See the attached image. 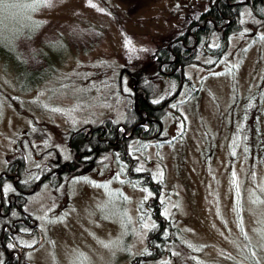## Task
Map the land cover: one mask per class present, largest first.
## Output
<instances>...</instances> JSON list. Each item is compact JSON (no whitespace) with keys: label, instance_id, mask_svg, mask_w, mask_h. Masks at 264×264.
Wrapping results in <instances>:
<instances>
[{"label":"rangeland","instance_id":"obj_1","mask_svg":"<svg viewBox=\"0 0 264 264\" xmlns=\"http://www.w3.org/2000/svg\"><path fill=\"white\" fill-rule=\"evenodd\" d=\"M21 2L3 19L34 31L17 40V52L27 72L45 75L28 88L12 65L0 68V176L23 161L22 177L0 185V264L17 255L20 264L138 263L154 199L181 243L140 264H250L254 255L264 264V9L242 6L226 40L215 26L190 44L195 62L173 68L180 83L159 71L157 55L191 33L187 25L214 0H38L34 15V4ZM137 79L153 103L168 99L150 139H133L124 125L131 98L142 95ZM109 122L157 192L129 177L114 150L33 187L51 165L72 161L71 130ZM18 180L30 185L22 210L33 226L19 234L1 223Z\"/></svg>","mask_w":264,"mask_h":264},{"label":"trees","instance_id":"obj_2","mask_svg":"<svg viewBox=\"0 0 264 264\" xmlns=\"http://www.w3.org/2000/svg\"><path fill=\"white\" fill-rule=\"evenodd\" d=\"M21 1L22 0H0V68L1 70H3L2 73L4 74L5 69L8 66L12 65L15 72L14 81L26 84L28 88H31L32 86L43 82L45 74L44 72L37 73L26 71L22 56L19 52H17L16 42L18 39L23 38L24 34L30 36L34 33V31L28 32L26 30L23 31L22 29H10V26L5 25L8 22L3 19L4 17L10 20L7 15L8 12L12 11L14 8L17 7L19 10H21V8L19 7V4L22 3ZM101 1L105 2V0ZM230 1L235 2L237 0ZM23 2L27 4V9L30 8V5L34 4L33 9L29 11L31 15H34L35 9L39 4L38 0H23ZM210 7L211 8L209 10H205L204 13H202L198 17V23L197 21L193 20L187 25L186 29H190L191 33H187V31H185L184 33H182V35L176 37L171 42L169 47L160 50L157 55V65L159 66V68H161V70H159L161 73L165 74V72H170V77L174 79L178 78L179 81L180 72H173L174 66L186 65V63H188L191 58L192 62H195L194 50L188 49L190 44L192 46H195L194 41L198 42L203 37V35L208 34L210 31L214 30L215 26L220 29H226L224 32L225 37L223 36L222 40H226V37H228L229 33L233 31L232 29H234V27H238L237 21L239 17V10L241 9L239 5L230 7L226 5L225 0H214ZM209 18L211 19V21H206ZM38 23L39 21H36L35 29H37ZM228 23H230L229 26ZM199 25H205V27L202 29L199 27ZM192 32L194 33V37L192 35ZM137 82L138 83H135V89L141 90L142 95L135 99L131 98V107L129 108V111L127 113V121H125L124 125L127 131H129V133H132L133 139H150L158 133L160 120L163 116V105L168 101V99L163 101L161 104L153 103L151 101L152 96L150 94L151 90L149 84H142L139 80ZM173 96H175V94H173L172 97ZM6 97L8 98V96ZM11 103L13 106L16 104L14 101H11ZM142 118L144 119L142 120ZM103 128L104 130H102ZM97 129L99 130L96 131ZM115 129L116 126L110 124L109 122L107 124H101V126L99 125L97 128L94 127V130L92 132H88L83 129H78L76 131L71 130L70 134L67 137L66 143L69 144V147L71 148L70 151L73 153L74 157L78 158V156H80L82 158V161H84V165L86 167H88V165L86 164L89 163V160L95 159L94 157H98L104 154L105 151L114 150L115 152H117V154H119V158L127 163L129 167L128 170H130V172L132 173H129V177H139L141 179V183L144 186H147L148 188L152 189V191L157 192V187L154 185L153 180L147 174H144V172L136 173L135 165L132 164L130 160L131 158L128 156L127 144L129 140H126L122 133H116ZM250 129L252 130V128ZM103 131L104 134L103 136H100L99 140L98 135H100V133H102ZM115 134H117V141L115 138ZM108 142H111V144ZM21 159L22 158H16L14 161H12V163H10V165L6 169L5 174L0 176V185H3L4 181L10 179L11 174L13 173L17 174L19 177H22L23 161ZM14 167L17 168L14 169ZM55 167H60V165H51L47 172L41 174L38 178L39 184H36L38 182L37 181L33 187H38V185H43L44 183L53 185V181L56 178H61L64 173L51 174ZM65 174L69 173L65 172ZM46 175L48 176L46 177ZM15 184L18 189L23 191L27 190L30 187V185L28 186L19 180ZM12 188L13 190H15L14 186H12ZM154 200L148 203L150 209L149 212L151 213V217L154 220V226L149 230L147 234L149 240L148 247L141 254V256L137 257L136 260H138V263L136 261V263L131 264H140V262L143 263V261H153L157 259L168 246L172 244L179 245L181 243L179 237L177 236V229L175 227H172L171 223L167 219L162 217L159 206L155 203L156 199ZM24 201L25 198L23 195L20 197L17 196L16 205H12L11 210H15V212L18 214L17 217L22 218L27 223H29V221L31 220L30 217L27 219L23 215L22 206L24 204ZM4 211L6 213L8 210L4 208ZM17 217L12 218L10 216L9 218V215L4 216V218L2 217L3 221L1 223L2 225H6V227L10 228L11 231H16L19 234L21 229L24 228L25 225L21 222L15 223L13 225L12 222ZM9 232V230H4L2 233V237L5 241H7L10 236ZM2 246L5 251L8 250V246L5 243ZM16 260L17 258L14 259L11 257H6L4 264H16ZM257 260L258 259L256 258V255H254L253 258L248 261V263L258 264L260 261L258 260V262Z\"/></svg>","mask_w":264,"mask_h":264},{"label":"flooded vegetation","instance_id":"obj_3","mask_svg":"<svg viewBox=\"0 0 264 264\" xmlns=\"http://www.w3.org/2000/svg\"><path fill=\"white\" fill-rule=\"evenodd\" d=\"M225 3H226L227 6H230V7H233L235 5H239L241 8H242V6H247L252 11V13L253 12L256 13V14L253 13L254 15H257V11L258 10H261V9L263 10L264 9V0H237L235 2H232L230 0H225ZM210 8L211 7H209L208 10ZM239 13H240V10H239ZM206 21H211V19L209 18ZM199 27L203 29L205 27V25H199ZM180 75H182V74L180 73ZM179 77H180L179 78V82L181 83L182 82L181 76H179ZM145 119H146V117H145ZM98 130L99 129H97L96 131H98ZM102 130H104V128ZM103 134H104V131L102 133H100V135H98L99 140H100V136H103ZM131 136H132V133H131ZM115 138H116V141H117V134H115ZM108 143L111 144V142H108ZM72 157H73L72 158V161L67 165V168L66 169L65 168L60 169L59 167H55L54 170L51 172V174H53V173H61L63 171H65V172H67L69 174H73V173L78 172V170L76 169L77 165H79V166L82 165L83 166L84 161H82V158L80 156H78V158H75L74 155H73V153H72ZM55 165H58V162ZM47 176L48 175H46V177ZM14 182L16 183L17 181H14ZM15 183L12 184L14 186V189L15 190H13V193L11 194V198H10L9 202L6 203V204L3 202L4 204H3V207L2 208H6L8 210L5 214H3V218H4V216H7V215H9V218H10L11 212H15V210L14 211L11 210L12 209L11 207H12V205H16L17 196L20 197V196L25 195L27 193V191H23V190L18 189ZM36 184H39V181ZM2 201L3 200H2L1 193H0V208L2 206ZM23 215L25 216V218H27V219L29 218L27 215L24 214V212H23ZM13 218H15V217H13ZM18 222L24 223L25 227H27V226L33 227V226L30 225V223H27L24 219L19 218V217H17L12 223L14 225L15 223H18ZM33 225H35V224H33ZM3 226H6V225H2V227ZM16 264H20V255H17Z\"/></svg>","mask_w":264,"mask_h":264}]
</instances>
